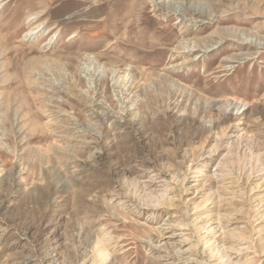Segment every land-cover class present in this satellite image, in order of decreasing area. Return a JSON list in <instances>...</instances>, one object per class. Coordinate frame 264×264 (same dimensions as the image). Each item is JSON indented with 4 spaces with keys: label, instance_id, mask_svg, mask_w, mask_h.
Returning a JSON list of instances; mask_svg holds the SVG:
<instances>
[{
    "label": "rangeland",
    "instance_id": "rangeland-1",
    "mask_svg": "<svg viewBox=\"0 0 264 264\" xmlns=\"http://www.w3.org/2000/svg\"><path fill=\"white\" fill-rule=\"evenodd\" d=\"M251 43L264 0H0V264H264Z\"/></svg>",
    "mask_w": 264,
    "mask_h": 264
},
{
    "label": "bare ground",
    "instance_id": "bare-ground-1",
    "mask_svg": "<svg viewBox=\"0 0 264 264\" xmlns=\"http://www.w3.org/2000/svg\"><path fill=\"white\" fill-rule=\"evenodd\" d=\"M28 34H30V33H28ZM256 40V39H255ZM252 41V40H251ZM250 41V42H251ZM263 43V42H262ZM253 43H251V46L252 47H254V48H256V49H264V47L262 46V44H258V43H256V44H254V45H252ZM200 45L198 44L197 45V43H196V47H199ZM254 54H257L256 52L254 53ZM105 254L106 253V251L105 252H101V254L100 255H102V254ZM104 256V255H103Z\"/></svg>",
    "mask_w": 264,
    "mask_h": 264
}]
</instances>
